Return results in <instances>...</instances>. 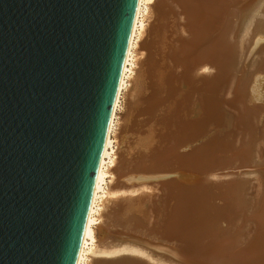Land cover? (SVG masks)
<instances>
[{
  "label": "water",
  "instance_id": "water-1",
  "mask_svg": "<svg viewBox=\"0 0 264 264\" xmlns=\"http://www.w3.org/2000/svg\"><path fill=\"white\" fill-rule=\"evenodd\" d=\"M137 0H0V264H75Z\"/></svg>",
  "mask_w": 264,
  "mask_h": 264
},
{
  "label": "rangeland",
  "instance_id": "rangeland-1",
  "mask_svg": "<svg viewBox=\"0 0 264 264\" xmlns=\"http://www.w3.org/2000/svg\"><path fill=\"white\" fill-rule=\"evenodd\" d=\"M177 1L180 2L178 3ZM216 1L217 0H204L203 5H206V3L216 4ZM260 2L261 4L258 5ZM223 3L224 4L221 7V9H223V12L221 15L222 18L224 17L225 19V21L223 22L224 27L220 31L219 29H216L215 32L213 30L209 31L207 37V44L210 45L208 48V54L211 55L212 53H214L213 48L220 42V40H223V36L226 33L225 31L229 30L227 34L229 35L230 44H232V48L230 50V58L232 64L230 65V68H223V66H225L223 62L226 63L227 61L226 64L229 63L226 59V55L222 51L223 48H221V46L220 49L216 48L217 57L213 64H211L212 66H214H211V70H209V64H205L208 62L207 60L202 62L204 63L206 68L209 67L207 70L208 73L218 72V76L220 79L218 78L219 83L213 90V94H215L213 95V98H215L214 109L212 113L213 115L211 116L214 119L212 117L206 118V123L203 125L202 131H206L207 133L204 132L202 133L203 135L201 134L202 137H204V134H207L208 136L209 134H211L208 132L212 131V135L214 136L213 140L216 146L214 150L213 148H198V150H201V152L204 151L202 152V154H205L201 156L206 159V161L205 159L203 160L201 167L202 170L200 178V189L202 191V194H200V202L202 204V207L204 206V209H202L203 212L200 211L202 212V214H200V218L202 220L199 218V220L201 221H199L200 231L205 232L206 235L203 236L202 234L203 237L201 236L202 242L200 245H205L209 240L213 238H225L228 236L235 237L238 241H240V243H246L251 239V236L254 233L256 234L260 230V225L262 223L260 222V219H264V39H262L264 38V28H260L261 32H257V30L252 31L254 28L251 30L252 26L255 27L254 25H256L255 22L254 25L252 23L255 20H259V22H256L259 24V26H261V24H264L261 23V19L262 21L264 19V0H244V2L240 5H235L232 3V5L229 7L228 3L225 2V0H223ZM183 6L184 4L181 3V0H176V2H174V4L172 5V10L169 11V14L167 15V22L170 21L168 23H172L175 28L173 31V35L175 37L179 35L177 37L179 39H177V42H175V45H173L175 51V59L170 61V67H168L166 74L168 80V85H166L169 89V95L167 97V100L165 101V106L162 105L163 112L161 114L159 113L160 116H163V114H166V116H163L164 118H161L162 116L159 118L158 116V119L161 120L160 122H156V125L154 122L155 120L157 121V119L154 118L155 120L153 119L154 121L152 122V118H149L151 119V124L153 123V126L155 125L156 128L155 131H153L157 133V135L153 139V148H151L149 151L145 150V152H147V155L149 156H146L144 152L140 153V155L142 156L141 158H145L144 160H142V163L131 168L129 172H125L130 176H134V178L140 176V182H138L140 184L138 185L137 182L135 183L139 188L138 189L137 187H135L138 189V191H136L137 197L134 194L135 192L132 194L133 196H129V194L122 195L123 197H126L128 195L127 199L137 198V203H140H138L137 206L136 200L133 199V202H135V204L132 207H135V209L127 206V209H123L124 214L121 212L118 214L120 216L119 218L123 216V219H121V221L125 222L126 220H129L131 222L132 228L126 230L129 231V235L133 237V239L116 237L119 238L116 241L120 244H125L127 242L126 244H131L132 246L135 245L134 247L137 246L136 249L140 250V254H138L139 251L137 252L138 256L136 255V251L133 252L127 250L129 254L127 252H119V256H127L131 257V259L132 257H134L135 262L133 264H154L155 259L158 258L159 255L164 256V260H156H160V262L165 261L164 263L168 264L170 262V264H199L190 255L178 254L177 248L179 247V244H182V241H179L178 239V236L180 235L175 233L174 230L172 232L169 231L168 225H166L169 215L173 212L172 208L176 203L175 200L177 199V187L175 183L177 178H179L177 175L180 176L179 161H181L184 155H187L188 152H192V150L195 149L185 147V142L182 143V140H180L181 135L178 123L186 119L193 120L194 118H197L201 114V111L204 114V109L202 107V104L200 103L201 101L199 102V100L197 99V87L199 85L195 89L194 86L199 84H196L195 82L196 77L200 74L202 75L203 73L206 74L207 72L205 73L206 69L204 67V69L201 68V70H205L204 72L202 70V73L201 71L197 72L200 69H197L194 72L191 70V68L198 60L202 61L209 57L203 56L200 58V56L197 55V50L194 49V46H191V48L188 49V43L193 44L195 40L194 29H196L198 34H200L202 32V28L199 29L198 26L196 28H193L192 21L189 18V14ZM260 6L261 9H259ZM251 11L253 13L255 12V15L252 14ZM244 14L245 17H250V15H252L251 17L253 18V20L251 23H249V21L252 18L250 17V19L247 20L248 18L243 17ZM247 14H249V16ZM253 15L258 19H255ZM222 18H220V20ZM239 22L244 24L243 26L245 28H248L249 26L251 31H249V29L246 30L247 28L243 29L245 31H242V28L244 27L241 24V28ZM240 31H242L243 34L246 33V35L248 31V37H250L249 41L247 42L248 44L245 43L246 40L245 42H243V37H246V35H243ZM256 34L258 35L256 36ZM221 55L223 58L225 57V60L221 57ZM241 56L243 57V59H241ZM234 59L235 63H233ZM245 64L246 66H244ZM221 65L222 70H226H223L224 73L221 70ZM217 66L220 67L219 69L221 71L217 68ZM130 90L125 93L122 98V108L118 114L120 119L118 120V122H123V120L125 119L124 114L127 112V109L129 107L128 98L130 96L127 95L131 93ZM200 108L203 110H201ZM201 116L204 115L201 114ZM149 124L150 122H148V125ZM209 128L211 130H209ZM207 136L205 135V137L208 139L209 137ZM202 137L198 138L195 146L198 144V142L201 143V141H204ZM181 139L184 138L181 137ZM200 143L197 146H200ZM152 149L154 152L152 151ZM239 149L243 150L241 154H238L240 153V151H242ZM233 151L235 152V154H237L238 157L234 154ZM222 177L224 178L221 179ZM121 190L124 191L123 189ZM209 191L211 192L209 193ZM140 197L144 198L141 199ZM124 202L130 203L129 201ZM128 210L129 212H127ZM131 213H133L132 215L136 216L134 217V219L131 218ZM260 213H262L263 215L259 218L258 215ZM128 215L131 216V219L126 218L128 217ZM213 224L214 227L217 226L218 232H215L216 228H213L214 232H208L209 227H213ZM189 226L190 227L188 228L191 229L192 227H194V224L191 223L189 224ZM122 228L123 227L118 226V229ZM255 234L253 236H255ZM143 241L147 243L145 244ZM159 247H163L161 248L160 253H158L160 250ZM168 247H171L170 252H174V257H172L171 253L169 255L168 250H165V248L168 249ZM130 252H133V254ZM141 252H145V256L150 255L151 257L149 256L147 258L143 256ZM162 252L163 254H161ZM175 254L177 255V257ZM104 257L109 258L111 256ZM149 258H151V260ZM157 261L155 264L158 263Z\"/></svg>",
  "mask_w": 264,
  "mask_h": 264
},
{
  "label": "bare ground",
  "instance_id": "bare-ground-1",
  "mask_svg": "<svg viewBox=\"0 0 264 264\" xmlns=\"http://www.w3.org/2000/svg\"><path fill=\"white\" fill-rule=\"evenodd\" d=\"M174 2H176V0H137L134 17H133V21L131 25V30H130V34L128 38V43H127V47H126L125 54L123 57L118 88H117V92H116V96H115V100L113 104V109H112L108 129H107L104 145H103L97 179H96V183L94 186L91 202L89 205L86 221H85L83 232H82V236L80 239L75 264H89V263L90 264H129V263L133 264L135 262L134 257H132L131 259V257L119 256L120 254L119 252L123 253L129 250L133 252L136 251V255H137V252L139 251L138 254H140V250L136 249L137 246L134 247L135 245L132 246L131 244L130 245L126 244L127 243L126 241L128 240L125 241L126 242L125 244L124 243L120 244L116 241L120 237L121 238L124 237L125 239L127 238L133 239V237L129 235V231L126 230V229L132 228L131 222L129 220H126L125 222L121 221V219H123L122 218L123 216L119 218L120 216L118 214L120 212L124 214L123 209H127L128 208L127 206L133 208L132 206L135 204V202H133V199L136 200L137 206H138V203H140V202L137 203V198L132 197L133 199H130V198L127 199L128 195L126 197H123V195H126V194H129V196L130 195L133 196L132 194L134 192H135L134 193L135 196L137 197L136 191H138L139 189L138 185L140 184L138 183L140 182V178H139L140 176L137 178L136 177L134 178V176H130L126 173L129 172L131 168L140 165L142 163V160L145 159L144 157L141 158L142 156L140 155V153L144 152L146 156H149L147 155L148 153L145 152V150L149 151L151 148H153L152 147L153 139L157 135V133L154 132L156 129L155 125H156V122L158 121L160 122L161 120V119H158V116L159 118L162 116V115L160 116L159 113L161 114L163 112L162 105L165 106V101L167 100V97L169 95V89L167 86L168 80H167L166 74H167L168 67H170V63H171L170 61L175 59L174 58L175 51H174L173 45H175V42H177L176 40L179 39L177 38L179 35L177 37L173 35V31L175 29L174 25L172 23L169 24L168 22L170 21L167 22V15L169 14V11L172 10L171 8ZM216 2H217L216 4L206 3V5L204 4L205 5L204 6L203 5L204 0H181V3L184 4L183 6L184 9L188 12L189 18L192 21L193 28H196L197 26L199 29L202 28V32L200 34H198L196 29H194L195 30V34H194L195 40L193 44L191 43L192 45L188 43V49H190L191 46H194V49L197 50V55H199L200 58L203 56H206V57L209 56L207 59H204L202 61L198 60L192 66L191 70L194 72L197 69H200L197 72L201 71L202 73V70L204 68L206 69V71L203 70V72L204 71L205 73L207 72L209 67L206 68L204 63H202L205 60L208 61L205 64H209L210 66L209 70H211V68L214 67L211 64H213V62L216 60V57H217L216 48L220 49V46L221 48H223L222 51L226 55V59L228 60V63H229V64H226L227 61L226 63L223 62L225 64L223 68L224 67L230 68V65L232 64L231 58H230V50L232 48V44H230L229 35L227 34L229 30L225 31L226 33L223 36V40H220V42L213 48L214 53H212L211 55L208 54L209 53L208 48L210 45L207 44L208 43L207 37H208L209 31L213 30L215 32L216 29H219L220 31L224 27L223 22L225 21L224 17L222 18V15H221L223 12V9H221V7L224 4L223 0L222 1L217 0ZM225 2L228 3V7H229L232 5V3L235 5L237 4L240 5L244 2V0H225ZM260 4L261 2L258 5ZM261 6L259 7V9H261ZM254 13L252 12V14ZM247 15L249 16V14ZM254 15L253 17H255ZM251 16L252 15H250V17ZM243 17L248 18L247 20L250 19V17H245V14ZM220 18H222L223 20L222 19L220 20ZM256 18L257 17H255V19ZM252 20L253 18L249 21V23H251ZM232 21H235V20H232ZM263 21L261 19V23H264ZM254 22L256 25H254ZM256 22H259V20L258 21L255 20L252 22L255 27L252 26L251 30L254 28L252 31L257 30V32L259 31L261 32L260 28L262 27L264 28V24L260 23L261 26H259V24ZM239 23H240V27L242 28L244 24H242L241 22ZM246 28L245 27L242 28V31H245L243 29H246ZM248 29L249 31H251L249 26L246 30ZM242 31L240 32L242 33ZM258 34H256V36ZM243 35H246V33ZM248 35L249 34L247 31V35H246L247 38L245 36L244 37L242 36L243 42H245L246 40L245 42L246 44H248L247 42L249 41V38H250L248 37ZM241 59H243V57ZM233 61H234L233 63H235V59ZM222 65H221V70H222ZM244 66H246V64ZM201 68L203 69L201 70ZM217 68L219 69L220 67L217 66ZM211 73L212 72L210 73L207 72L206 74L203 73L202 75L201 74L198 75L196 77L195 82L196 84L197 83L199 84L194 86V89H195L199 85L197 87V94H198L197 99L199 100V102L201 101L200 103L202 104V107L204 110L201 108L200 109L204 111V114L202 113L201 110H198V111H201L200 113L204 115L205 118L204 116H201L200 114L197 118H194L193 120L186 119L182 121L180 119L182 122L178 123L180 135L182 138H184V139H181L180 137V140H182V143L185 142V147L195 148V149H193L192 152H188L187 155H184L181 161H179L180 176L177 175L179 178H177L176 183H175L177 187V199L175 200L176 203L173 206V208L171 207L173 210L172 214L170 213H169L170 215L168 214L169 217H168V221L166 225H168L169 231L172 232L174 230L175 233L180 235L178 236V239L179 241H182L181 242L182 244L181 245L179 244V247L177 248L178 254L190 255L199 264H264V219L263 218L260 219L261 220L260 222H262L260 225V230L256 234L254 233L255 236H253L254 235L253 234L251 236V239L247 241L246 243H240V241H238L235 237L228 236L225 238L224 237H218L217 239L213 238L209 240L205 245H200L202 242L201 240L202 234L203 236L206 235L205 232L200 231V226H199L200 214H202L203 212L202 209H204L203 208L204 206L202 207V204L200 202L201 201L200 194H202V191L200 189L201 188L200 178H201L202 162L205 158L201 155H204L205 153L202 154V152L204 151L201 152V150H198V148H213L214 150L216 146L213 140L214 136L212 135V131L208 132V133H211L208 136L207 134H204V137L205 135L209 137L208 139L206 137L204 138L201 136L202 133L206 132V131L204 132L202 131L203 125L206 123L205 122L206 118L212 117L211 115H213L212 113L214 109V98H215V97L213 98V95H215L213 94L214 92L213 90L218 85L219 83L218 81L220 79L218 76V72H215L212 74ZM129 90L131 91V93L127 95V96L130 95V96L128 98L129 107L127 109V112L124 114L125 119L123 120V122H118V120H120L118 114L122 108L121 107L122 98L125 95V93H127ZM163 116L165 117L166 114H163ZM163 116L161 118H164ZM149 118H152V120ZM154 118H156L157 121ZM153 119L155 120L154 126H153V123L151 124V121L152 122L154 121ZM148 122H150L149 125H148ZM209 130L211 129L209 128ZM199 137H202L204 141L203 142L201 141V143L198 142V144L199 143L201 144L200 146H197L198 144L195 146V143H197ZM239 150H242V149H239ZM242 152L243 150L240 151V153L238 152L237 153L241 154ZM235 155L237 156V154ZM177 169H178V166H177ZM223 178L224 177H222L221 179ZM136 182L138 185L135 184ZM135 187H137L138 189ZM121 189H123L124 191H122ZM210 192L211 191H209V193ZM140 198L143 199L144 197L143 198L140 197ZM124 201H129L130 203H126ZM129 204H132V205H129ZM133 209H135V207ZM129 210L127 212H129ZM132 214L133 213H131L132 217L128 215V217L126 218L131 217L132 219H134V217L136 216ZM262 215L263 214L260 213L258 217L260 218ZM191 223L194 224V227L190 229L188 227H190L189 224ZM118 226L123 227V228L118 229ZM213 228H216L215 232L217 231V226L214 227V224H213V227L212 226L209 227L208 232L209 231L214 232ZM116 233L118 234V236ZM116 237H119V238H116ZM161 248L160 250L158 249L159 250L158 253L161 252ZM170 248L171 247H168V249L165 248V250H168L169 255L171 253L172 257H174L173 256L174 252L172 251L170 252L171 250ZM133 252H130V253L133 254ZM141 253L143 256H145V252L144 253L141 252ZM161 254H163V252ZM104 256H111V257L106 258ZM149 256L150 255L145 256V257L148 258ZM163 257L164 256L159 255V257L156 259L164 260ZM149 259L151 260V258ZM156 259H155V263L157 261ZM160 260L157 261L158 262L157 264H160V263L168 264V263H164L165 261L160 262Z\"/></svg>",
  "mask_w": 264,
  "mask_h": 264
}]
</instances>
